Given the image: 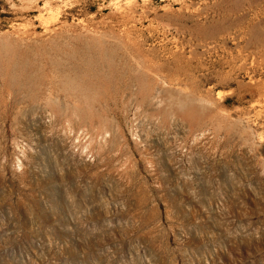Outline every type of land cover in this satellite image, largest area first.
Masks as SVG:
<instances>
[{
	"label": "rangeland",
	"instance_id": "rangeland-1",
	"mask_svg": "<svg viewBox=\"0 0 264 264\" xmlns=\"http://www.w3.org/2000/svg\"><path fill=\"white\" fill-rule=\"evenodd\" d=\"M0 264H264V0H0Z\"/></svg>",
	"mask_w": 264,
	"mask_h": 264
},
{
	"label": "bare ground",
	"instance_id": "bare-ground-1",
	"mask_svg": "<svg viewBox=\"0 0 264 264\" xmlns=\"http://www.w3.org/2000/svg\"><path fill=\"white\" fill-rule=\"evenodd\" d=\"M93 58L96 59L95 60L96 65L93 68L92 67L89 68L88 64L86 67L84 65L83 66L81 65L80 69H77L76 71L78 74L82 73V77L86 76L88 78L90 76V78L92 80L87 79L85 82L87 84L95 85V84H99L100 82H105L108 79V74L110 73V68H109L110 66L108 65V63L102 62L100 57H93ZM77 68H78V65H77ZM12 72H14V71H12ZM72 77H73V75H72ZM79 78L81 80H84L80 76H79ZM73 80L74 79H72V81Z\"/></svg>",
	"mask_w": 264,
	"mask_h": 264
}]
</instances>
